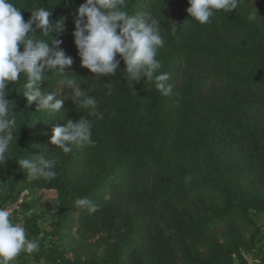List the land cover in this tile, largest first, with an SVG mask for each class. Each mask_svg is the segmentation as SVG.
I'll use <instances>...</instances> for the list:
<instances>
[{"label": "rangeland", "instance_id": "obj_1", "mask_svg": "<svg viewBox=\"0 0 264 264\" xmlns=\"http://www.w3.org/2000/svg\"><path fill=\"white\" fill-rule=\"evenodd\" d=\"M251 3L256 12L255 26L264 34V0ZM236 36L235 44L241 48L256 46L259 40L249 28L234 33L233 37ZM261 52L263 55L240 57L232 65V71L243 76L260 74L264 71V49ZM222 95L230 104L231 118L241 119L257 136H264V80L251 87L227 83ZM32 108L35 110L36 106ZM196 110L183 97L171 106L176 137L169 153L177 155L184 166L214 162L220 173L180 180L175 174L165 176L143 158L139 174L126 166L117 168L92 194L84 196L98 206L94 213L75 202L50 212L56 198L68 189H81L94 182L99 169L96 163H88L87 147L73 148L65 154L50 143L49 133L59 125L51 114L37 120L35 128L39 136L29 143L25 156L46 152L48 158L56 159V178L50 182L43 179L29 182L15 160L8 159L0 165V196L6 171H21L13 197L5 205L19 202L18 208L10 210L21 218L27 238L40 240L39 252L31 255L22 252L18 256L23 258L22 262L104 264L120 247L116 264H208L212 260L218 264H264V214L255 208L264 202V138L255 142L248 139L223 124L203 104ZM179 130L200 142V147L182 150L177 142ZM203 132H206L204 141ZM10 151L14 159L22 156L13 146ZM165 177L174 186L206 182L214 185L195 188L184 199L171 198L158 193ZM239 204L246 208L244 214L237 208ZM223 209H226L223 216L214 219L208 230L200 231L199 226H194L208 212ZM126 215L133 220L131 225Z\"/></svg>", "mask_w": 264, "mask_h": 264}, {"label": "trees", "instance_id": "obj_2", "mask_svg": "<svg viewBox=\"0 0 264 264\" xmlns=\"http://www.w3.org/2000/svg\"><path fill=\"white\" fill-rule=\"evenodd\" d=\"M12 2L18 7H23L20 11L25 21L30 19L31 10L39 6L50 8L53 20L63 18L64 31L62 33L53 31L51 36L53 39H61L60 47L73 58V65L65 68V72L68 75L75 74L74 78L83 82L82 88L90 86L89 94L96 98L98 109L105 113L102 120L89 116L87 109L76 107L72 98L67 95L69 90L66 87L60 86L58 90L61 92H58L55 82H59L66 76L46 73L48 78L45 77L40 82L43 89L64 101L62 112L55 114L58 117H54L59 125L65 122L60 118L79 119L80 116L88 117L93 122L92 139L95 143L85 147L89 151L88 163H96L99 169L94 182L81 189H68L62 193L61 197L56 198L49 208L50 212L53 209L60 211L59 209L66 204L74 203L77 199L92 194L116 172L117 168L126 166L132 172L139 174L143 170V158L148 159L165 176L175 174L180 180H188L210 172L220 173L214 162L184 166L177 155L172 156L169 153V146L176 137L170 108L175 100L181 97L187 100L195 112H197V106L203 104L208 110L215 112L223 124L235 128L254 142L264 138V136H257L241 119L230 117V104L222 95L223 86L227 83L235 82L239 87H251L264 80V71L257 75L243 76L231 69L240 57L263 55L261 49H264V34L255 26L257 24L255 19L253 22L248 19L250 13H256L251 0H240L237 9L230 13L223 10L215 11L206 24H200L189 17L186 11L190 6L188 0H126L124 10L129 13L143 12L160 20L165 43L159 49L157 59L163 64L161 71L167 72L170 76L169 83L173 90L172 95L169 96L158 92L154 84L150 85L145 77L134 83L132 87L131 83L120 74L121 69L125 67L122 60L115 77L102 76L101 79L93 76L89 69L81 65L73 32L76 9L84 0H12ZM244 4L245 8L242 7ZM248 28L258 36L257 45L244 48L236 46L237 36L233 37L234 33ZM40 35L37 33V36ZM49 43L51 46V41ZM20 50H23L22 45ZM109 80L113 82V90L111 94H105L107 89L104 81ZM25 81L26 77L21 74L16 85L10 82L8 85L10 92L7 96V99L15 102L17 111L18 127L17 133H14L17 145L14 143L12 146L19 149L22 156L26 155L29 143L36 141L35 137L39 136L35 128L36 121L42 120L46 114L33 110L32 106H36V102L29 104L27 98L22 95ZM205 133L202 134V141H204ZM49 135H52V132ZM37 139L40 140V138ZM177 142L182 150L197 149L201 145L200 142L191 140L182 130L177 132ZM91 168L93 169L94 165ZM21 176L20 170H13L11 173L10 170L6 171L2 180L3 194L0 196V206L7 204L13 197ZM213 185L214 182H206L197 186H174L165 177L164 184L158 193L162 196L184 199L195 188L207 189ZM237 208L241 210V214L246 211L242 204H239ZM255 208L264 214V202L257 204ZM226 209L216 213L208 212L206 218L197 220L194 226H199L200 231L208 230L212 221L222 217ZM47 216L46 214L43 217ZM125 219L129 225L133 223L127 215ZM120 249L119 247L113 257L104 264H116ZM208 264L218 263L212 260Z\"/></svg>", "mask_w": 264, "mask_h": 264}, {"label": "clouds", "instance_id": "obj_3", "mask_svg": "<svg viewBox=\"0 0 264 264\" xmlns=\"http://www.w3.org/2000/svg\"><path fill=\"white\" fill-rule=\"evenodd\" d=\"M188 4L189 17L206 24L215 11L230 13L236 10L240 0H188ZM21 8L12 0H0V165L13 159L29 182L40 179L50 182L56 178L57 161L48 158L46 152L15 159L11 155L12 145H17L14 133H17L18 124L15 102L7 99L9 83L16 85L23 74L26 81L22 95L27 102H36V111L58 117L55 114L62 112L64 101L43 89L40 82L47 77L46 73L66 76L55 82L58 92H61L58 90L60 86L66 87L69 90L67 95L76 107L87 109L89 116L102 120L104 113L98 109L96 98L89 94L90 86L82 88L83 82L75 79V74L65 72V68L73 65V58L60 47L62 40L51 36L53 31H64L63 18L51 19L50 8L39 6L31 10L30 19L25 21ZM125 8L126 0H84L78 6L73 36L81 65L101 79L102 76L115 77L122 60L125 67L120 74L132 87L145 77L162 95H172L170 76L161 71L163 64L157 59L158 51L165 43L160 20L143 12L129 13ZM248 19H256V13H250ZM37 33L41 35L37 36ZM104 86L107 89L105 94H111L113 82L104 81ZM60 119L65 122L53 127L50 143L65 154L72 152L73 148L95 143L92 139L93 122L88 117ZM75 203L89 213L98 208L86 197ZM18 207L19 202L0 206V264H11L22 252L31 255L40 250V240L28 239L21 218L10 210Z\"/></svg>", "mask_w": 264, "mask_h": 264}, {"label": "crops", "instance_id": "obj_4", "mask_svg": "<svg viewBox=\"0 0 264 264\" xmlns=\"http://www.w3.org/2000/svg\"><path fill=\"white\" fill-rule=\"evenodd\" d=\"M23 258L20 256V257H17L15 261L11 262V264H24L23 262ZM33 263H36L35 261ZM31 262H29L28 264H33Z\"/></svg>", "mask_w": 264, "mask_h": 264}]
</instances>
